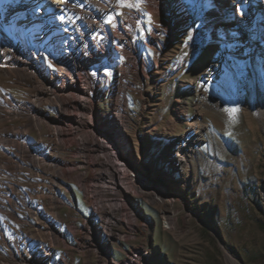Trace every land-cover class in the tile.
Returning a JSON list of instances; mask_svg holds the SVG:
<instances>
[{"label":"rangeland","instance_id":"374dc122","mask_svg":"<svg viewBox=\"0 0 264 264\" xmlns=\"http://www.w3.org/2000/svg\"><path fill=\"white\" fill-rule=\"evenodd\" d=\"M89 1L103 19L73 1L74 14L42 28L53 36L41 45L44 59L35 48L25 55L21 45L8 47L9 67L27 80L0 79V264H264V0L253 3L241 36L224 26L217 33L229 10L216 0ZM70 51L68 65L56 63ZM102 57L111 61L94 81L87 66ZM82 58L80 75L72 68ZM219 58L223 66L208 75ZM198 85L208 96L201 103ZM95 117L129 118L134 147L126 149L135 165L170 180L162 196L173 200V223L163 203L110 190L104 174L117 160L92 128ZM199 123L206 129L189 162H172L171 143ZM45 152L61 157L51 163ZM97 177L105 209L90 181Z\"/></svg>","mask_w":264,"mask_h":264},{"label":"bare ground","instance_id":"6f19581e","mask_svg":"<svg viewBox=\"0 0 264 264\" xmlns=\"http://www.w3.org/2000/svg\"><path fill=\"white\" fill-rule=\"evenodd\" d=\"M73 1L76 0H0V79H3L4 77L6 78L18 77L20 79L27 80L26 76L24 75L22 76L19 73L20 70L18 72L17 71L18 69L15 70L9 67L10 59L8 54V47L10 46V42L23 46L25 55H28V53L33 51L35 48L37 51H39L40 59H44V53L41 50V45L43 46L46 43L48 44L50 38L53 36L50 37V35L47 34V37L45 36L43 37L45 32H43L42 28L44 27L48 28L52 26V24L54 25L56 23H63V20L60 19V16H64L66 14H71V13L74 14L76 10L72 4ZM78 1L82 6H84V8L91 9L92 12H94L93 14L94 17L98 19H103V14H101V10L93 9V4L91 3V1L89 0H78ZM216 2H218L222 6V8L229 10L228 15H226L225 17V19H227L228 21L224 22L221 21V19L218 21V25L216 26L217 33H219L222 27L224 26L225 28H227V30L231 35L241 36L246 29L247 24L245 22L252 21V18L255 16L254 15L255 6L253 3L260 2V0H216ZM38 4L42 6L40 11L36 10ZM258 17H259L258 21L261 23V28L263 31V35H262V39H263L264 10L260 13ZM72 23H74V20ZM79 26L81 28H86L87 24L85 22L80 21ZM53 31L55 32L56 30L54 29ZM74 39L80 42L78 43V45L81 44V41L83 42L82 39L80 40L77 37ZM68 43L72 44L74 42L69 41L68 38ZM78 45H76L77 48ZM237 47L238 46H236L235 49H237ZM71 51L68 54H64V55L57 54L56 63L60 65H68L70 59L74 57V53ZM241 51L242 50H237L236 52L240 53ZM88 52L92 54L93 50H90ZM222 55L223 54L220 53L219 57H221ZM253 59L254 58H251V60ZM86 60L87 58H82L80 62L73 65L72 69L75 72H78V74H80L81 71L79 72V70H84L83 68L87 66L85 62ZM218 60L220 61L218 63H214V67L211 68L208 75H213L217 73L220 70V68L223 66V64L221 63L222 60L220 58ZM109 61H111L110 57H102L96 61L97 64L95 65L92 64L90 66H87L90 67L91 69H95V71L98 73L97 75H94V79H95L94 81L99 80L104 76L103 71H100L99 67L100 66L102 67L106 62ZM20 63L21 61L18 60V64ZM59 75L63 76L61 71L59 72ZM73 77L75 78V75ZM45 82L49 86L55 85L53 79L46 78ZM46 90H48L49 92L48 88ZM5 92H6L5 89L0 86V103L3 101L4 96L6 95ZM78 92L82 96H86V95L90 96L91 95L90 93H92L93 90L89 89L86 86H82V88H78ZM197 92L199 96V100H198L199 103L205 101L208 98L205 92L200 91L199 85L197 87ZM123 100L124 103L126 104L128 100L127 94L124 95ZM77 107H79L82 111L90 112L92 110L91 105L86 106L80 104L79 102H77ZM5 108H6L5 106L0 105V125L4 122V118L6 115ZM65 119L69 120L67 116L65 117ZM70 120L73 121V119L71 118ZM98 120L96 117L93 119L92 128L95 130L97 134H99L100 138L102 139V145H104L105 147L106 145H109L110 147L113 148L117 160V161H113L112 163L111 162L109 163V168H108L109 173L108 175L104 174L105 178H110L109 182H105L108 185H111L109 187L110 190H115L117 195L120 193L127 195L128 192L130 191L139 192V194L146 196L148 199H150L153 202L163 203L164 204L163 211H164L165 219L168 223H173L174 221L173 210L175 208L173 204V200L170 196H162L163 193H169L171 186L170 180L168 178L160 176L158 170L151 172L146 170L141 165V163H140V167L135 165L131 159V152L126 149L127 145L131 146L132 148L134 147V142L132 141L131 136L127 131L126 121H128L129 118L127 119L122 118L120 120L106 119L105 121L102 122L101 120L99 121ZM54 122H55V118H51L47 122L49 128L53 127L50 123L53 124ZM38 125L41 128L42 121H38ZM89 125L90 124L87 123V126ZM205 129L206 126L204 124L202 123L196 124L188 134L172 142L171 149L167 152L168 158L177 165L180 166L186 165L187 162H189L188 160H189V156H191V153L196 151L198 146L197 144L199 143L201 136L203 135L202 133ZM58 142L59 140L56 138V143ZM68 144L72 145V142ZM63 150L66 151L68 150V148L63 147ZM44 154L46 159H48L51 163L52 162L57 163L59 158L61 157L57 154H51L49 152H45ZM117 172L119 174H123V176L118 175L119 182H116ZM132 174H134V176ZM134 178L139 181V184L136 183ZM126 179H128L129 181L125 182ZM90 181L94 185L93 186L94 192L99 208L102 209L107 208L108 206L105 203V199H104V195H106L104 194L106 189L103 186V182L101 183L98 177L91 178ZM131 185H134L136 189H134L135 187L132 188ZM109 210L110 212H113V208L110 207L108 209V212ZM110 212L109 214H111ZM63 243L66 246V248H68L66 240L63 239ZM129 264H133V263L130 262Z\"/></svg>","mask_w":264,"mask_h":264},{"label":"snow or ice","instance_id":"6c2138e0","mask_svg":"<svg viewBox=\"0 0 264 264\" xmlns=\"http://www.w3.org/2000/svg\"><path fill=\"white\" fill-rule=\"evenodd\" d=\"M193 3L195 4V3H196V0H193ZM41 8H42V6L38 4L36 10H37V11H40ZM60 19L63 20L64 17H63V16H60ZM196 27H198V26H196ZM149 31H151V28L149 29ZM187 39L190 41V40L193 39V37H192L191 35H188V36H187ZM50 66H51V65H50ZM104 71H105V74H106V75H111V72H109L107 69H104ZM97 74H98L97 72H93V73H92V75H97ZM231 110H232L233 112H236V111H238L239 109H238L237 107L233 106Z\"/></svg>","mask_w":264,"mask_h":264}]
</instances>
